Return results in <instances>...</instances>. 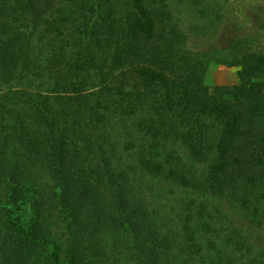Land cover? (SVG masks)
Here are the masks:
<instances>
[{
    "label": "trees",
    "instance_id": "16d2710c",
    "mask_svg": "<svg viewBox=\"0 0 264 264\" xmlns=\"http://www.w3.org/2000/svg\"><path fill=\"white\" fill-rule=\"evenodd\" d=\"M228 2L0 0V264H264V41L197 43Z\"/></svg>",
    "mask_w": 264,
    "mask_h": 264
},
{
    "label": "rangeland",
    "instance_id": "374dc122",
    "mask_svg": "<svg viewBox=\"0 0 264 264\" xmlns=\"http://www.w3.org/2000/svg\"><path fill=\"white\" fill-rule=\"evenodd\" d=\"M229 13L216 24L212 30L207 31L197 41L199 47L210 44L224 46L231 38L244 36L247 33L258 31L264 41V29H260L259 21L264 19V0H228ZM196 43V44H197ZM238 67L220 62H213L207 72L206 83L210 87L218 84H234L238 82ZM227 210L234 219H244L235 209Z\"/></svg>",
    "mask_w": 264,
    "mask_h": 264
}]
</instances>
